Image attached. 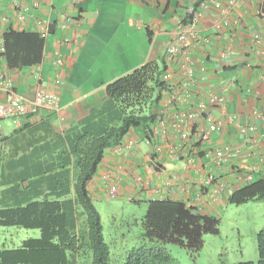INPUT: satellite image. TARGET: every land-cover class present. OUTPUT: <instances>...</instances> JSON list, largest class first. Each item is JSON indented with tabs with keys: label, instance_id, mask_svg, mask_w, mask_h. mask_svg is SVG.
Masks as SVG:
<instances>
[{
	"label": "crops",
	"instance_id": "crops-1",
	"mask_svg": "<svg viewBox=\"0 0 264 264\" xmlns=\"http://www.w3.org/2000/svg\"><path fill=\"white\" fill-rule=\"evenodd\" d=\"M34 1L0 0V35L9 28L37 32L35 21L48 19L50 33L41 60L9 67L0 54V72L11 78L13 92L33 98L38 89L53 91L65 110L2 121L0 206L34 196L72 197L77 139L120 123L106 85L149 61L165 67L166 86L151 106L154 137L149 140L142 129H132L125 140L135 138L136 146L105 152L90 186L95 198L104 193L102 175L109 172L119 180L121 196L133 197V202L160 194V199L184 201L201 213L217 215L229 204L232 191L250 177L264 175V0H38V6ZM191 6L201 13L194 35L169 58L168 48L177 43L178 32L193 28ZM20 7L27 13L23 21L16 16ZM57 49L62 65L55 63ZM212 92L228 96L226 108L211 107L186 137L170 126L175 112L198 109ZM6 96L0 89V101ZM207 115L223 127L210 128ZM249 124L255 131L242 133L241 125ZM203 129H209L210 136L197 142ZM225 145L232 148L229 159L217 162L214 150ZM139 174L147 185L137 182ZM174 175L177 178L166 185ZM209 179L212 184L206 183ZM219 183L225 185L216 193Z\"/></svg>",
	"mask_w": 264,
	"mask_h": 264
},
{
	"label": "trees",
	"instance_id": "trees-1",
	"mask_svg": "<svg viewBox=\"0 0 264 264\" xmlns=\"http://www.w3.org/2000/svg\"><path fill=\"white\" fill-rule=\"evenodd\" d=\"M4 57L9 67L39 63L45 39L38 32L9 28L3 33ZM165 67L149 61L106 85L109 100L119 111V125L99 135L85 133L75 143L77 154L72 197H29L0 206V226L40 230L17 248H0V264H112L103 235L100 213L94 205L90 186L105 152L115 148L132 129H142L152 140L156 116L151 110L166 86ZM15 186V185H14ZM16 185V193H18ZM264 200V175L232 191L228 203ZM142 219L143 235L151 245L131 250L126 264H173L166 244H175L190 253L204 246V236L220 233L217 215L204 214L184 201L169 198L146 200ZM259 260L234 264H264V233L259 234Z\"/></svg>",
	"mask_w": 264,
	"mask_h": 264
},
{
	"label": "rangeland",
	"instance_id": "rangeland-1",
	"mask_svg": "<svg viewBox=\"0 0 264 264\" xmlns=\"http://www.w3.org/2000/svg\"><path fill=\"white\" fill-rule=\"evenodd\" d=\"M10 119L13 118L6 121ZM93 202L101 216L112 264H126L131 250L142 244H152L143 235L146 202H133L121 195L108 198L105 192L98 194ZM218 217L220 233L205 235L204 246L199 252L190 253L175 244L165 245L174 258L173 264H234L259 260V234L264 233V200L230 203L219 209ZM40 234L38 229L0 226V248H17L23 240L38 238Z\"/></svg>",
	"mask_w": 264,
	"mask_h": 264
},
{
	"label": "built area",
	"instance_id": "built-area-1",
	"mask_svg": "<svg viewBox=\"0 0 264 264\" xmlns=\"http://www.w3.org/2000/svg\"><path fill=\"white\" fill-rule=\"evenodd\" d=\"M34 5L38 6L39 1H34ZM18 6V3L15 2V7ZM26 12L25 9H22L21 7L17 10V18L21 21L26 19ZM189 14H191L192 22L191 26L193 28H186L184 30H181L177 34V43L174 45H171L168 48L167 54L169 58H172L177 50L179 49L180 45H182L188 37L194 35V28L196 24L199 22L201 13L200 11L195 7L191 6L189 8ZM37 26V32L44 38H46L50 33V22L48 19H37L36 21ZM68 40V39H66ZM4 37L3 34L0 35V54L4 57ZM55 63L57 65L64 64L63 56L60 52V50H55ZM5 58V57H4ZM184 66L186 67V71L189 75H192L193 68L190 66L189 63H185ZM0 89L5 91L7 93V98L3 101H0V135L2 133L3 125L2 121L4 119L13 118L16 121L23 120L25 118H29L30 116L36 115L42 110L50 111L53 113L62 114L65 110V106L62 104L60 96L53 92L48 90H41L38 89L34 95L33 98H28L22 94H17L13 92V82L9 76L4 73L0 72ZM229 98L225 93L221 92H212L205 101H202L199 103V108L196 110H182L177 111L174 113V118L172 122L170 123V126L173 127L175 130H180L182 132L183 137H186L187 130L190 129L191 125L199 119L203 113H207L211 107L218 106L222 108H226L228 105ZM210 113V112H209ZM208 113V114H209ZM210 119V128L214 130H219L223 127V122L221 121H214L211 119L210 115H207ZM234 116L230 117V120H234ZM155 124V123H154ZM162 132L165 131L166 124L163 123L162 125ZM256 129L255 125L249 124V125H241L240 130L242 133H250L254 132ZM155 133V130H154ZM210 136V130L209 129H203L201 133L197 136V142H200L202 140L208 139ZM126 138V137H125ZM125 138L122 140L119 146L116 147L117 151H120L122 147L126 148H132L136 146L137 140L134 139H127ZM156 150L158 152H162L163 148L161 146H157ZM232 150L230 145H225L220 148H217L214 150V160L217 162H227L229 159V152ZM174 154V153H173ZM190 158V161H192V158ZM115 176L112 175V173H104L102 175V181L106 186L105 193L108 198H117L121 195L120 190V182L117 178H114ZM177 178L176 175L173 177H170L166 181V185L170 186L172 181ZM136 180L138 183H142V185H147L148 182L144 179L143 175L139 174L136 177ZM207 184H212V179H209L206 181ZM224 183H221L218 185V187L215 188L216 192H220L223 187ZM214 191V192H215ZM160 198L161 195L159 194ZM133 197H130L132 199ZM159 198V197H158ZM216 198V197H214Z\"/></svg>",
	"mask_w": 264,
	"mask_h": 264
},
{
	"label": "clouds",
	"instance_id": "clouds-1",
	"mask_svg": "<svg viewBox=\"0 0 264 264\" xmlns=\"http://www.w3.org/2000/svg\"><path fill=\"white\" fill-rule=\"evenodd\" d=\"M5 120V119H4ZM15 120V119H14ZM3 125V124H2ZM3 130V129H2ZM1 136V135H0ZM126 137V136H125ZM119 146V145H118ZM115 149H116V147H115ZM251 181H253L252 180V177H250V179H249V183L251 182ZM219 184H221V183H219ZM218 184V185H219ZM248 184V183H247ZM218 185L216 186V187H218ZM216 192V191H215ZM216 193H219V192H216ZM214 197H216V198H214ZM212 199L214 200V201H216L217 200V196L215 195Z\"/></svg>",
	"mask_w": 264,
	"mask_h": 264
}]
</instances>
